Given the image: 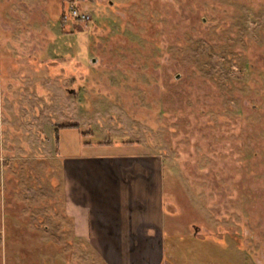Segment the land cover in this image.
Masks as SVG:
<instances>
[{
    "label": "rangeland",
    "instance_id": "rangeland-1",
    "mask_svg": "<svg viewBox=\"0 0 264 264\" xmlns=\"http://www.w3.org/2000/svg\"><path fill=\"white\" fill-rule=\"evenodd\" d=\"M74 1L0 0V264H107L62 166L128 154L162 162L161 264H264V0Z\"/></svg>",
    "mask_w": 264,
    "mask_h": 264
},
{
    "label": "crops",
    "instance_id": "crops-1",
    "mask_svg": "<svg viewBox=\"0 0 264 264\" xmlns=\"http://www.w3.org/2000/svg\"><path fill=\"white\" fill-rule=\"evenodd\" d=\"M62 175L65 218L70 217L76 245H89L107 264H161L160 158H81L75 164L66 162Z\"/></svg>",
    "mask_w": 264,
    "mask_h": 264
},
{
    "label": "built area",
    "instance_id": "built-area-1",
    "mask_svg": "<svg viewBox=\"0 0 264 264\" xmlns=\"http://www.w3.org/2000/svg\"><path fill=\"white\" fill-rule=\"evenodd\" d=\"M68 13L69 16L79 21H86L87 19H89V16L86 13H83L79 10V7L74 0L70 1L68 4Z\"/></svg>",
    "mask_w": 264,
    "mask_h": 264
},
{
    "label": "trees",
    "instance_id": "trees-1",
    "mask_svg": "<svg viewBox=\"0 0 264 264\" xmlns=\"http://www.w3.org/2000/svg\"><path fill=\"white\" fill-rule=\"evenodd\" d=\"M55 15V14H54ZM59 18H60V22H61V24H62V22H63V19H64V17L66 16L65 15V11L61 8V12H60V14H59ZM63 26V25H62ZM66 32V31H65ZM61 126H63V127H68V126H72V127H74V126H77L76 124H61V125H56V126H54V129H57L58 127H61ZM85 133V132H84Z\"/></svg>",
    "mask_w": 264,
    "mask_h": 264
},
{
    "label": "flooded vegetation",
    "instance_id": "flooded-vegetation-1",
    "mask_svg": "<svg viewBox=\"0 0 264 264\" xmlns=\"http://www.w3.org/2000/svg\"><path fill=\"white\" fill-rule=\"evenodd\" d=\"M70 1H72V0H68V4H69ZM67 12H68V9H67ZM68 14H69V13H68ZM65 18H66V16H65Z\"/></svg>",
    "mask_w": 264,
    "mask_h": 264
}]
</instances>
